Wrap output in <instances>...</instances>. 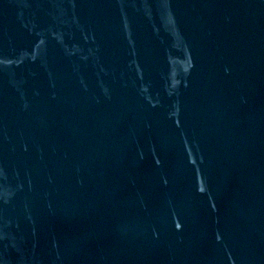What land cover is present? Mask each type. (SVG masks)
Returning <instances> with one entry per match:
<instances>
[{
	"label": "water",
	"instance_id": "obj_1",
	"mask_svg": "<svg viewBox=\"0 0 264 264\" xmlns=\"http://www.w3.org/2000/svg\"><path fill=\"white\" fill-rule=\"evenodd\" d=\"M0 264H264V0H0Z\"/></svg>",
	"mask_w": 264,
	"mask_h": 264
}]
</instances>
